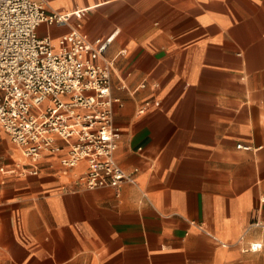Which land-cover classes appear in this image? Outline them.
Listing matches in <instances>:
<instances>
[{
    "label": "crops",
    "instance_id": "obj_1",
    "mask_svg": "<svg viewBox=\"0 0 264 264\" xmlns=\"http://www.w3.org/2000/svg\"><path fill=\"white\" fill-rule=\"evenodd\" d=\"M42 1L83 10L38 26L55 47L74 27L112 36L115 158L133 180L81 187L85 163L47 152L36 174L0 172V264H264V0ZM24 161L1 131L0 165Z\"/></svg>",
    "mask_w": 264,
    "mask_h": 264
},
{
    "label": "built area",
    "instance_id": "obj_2",
    "mask_svg": "<svg viewBox=\"0 0 264 264\" xmlns=\"http://www.w3.org/2000/svg\"><path fill=\"white\" fill-rule=\"evenodd\" d=\"M82 11L59 12L42 0H0V132L25 159L21 167L0 165V172L36 174L43 152L59 154L62 166L85 163L76 178L81 187L110 186L118 194L121 182L133 175L115 158L120 130L113 103L120 99L111 93L114 60L102 57L112 36L88 40L74 27L55 47L48 35L38 33L41 23H65ZM236 146L251 148L243 142ZM255 223L264 233V225ZM261 246L255 240L245 249Z\"/></svg>",
    "mask_w": 264,
    "mask_h": 264
},
{
    "label": "rangeland",
    "instance_id": "obj_3",
    "mask_svg": "<svg viewBox=\"0 0 264 264\" xmlns=\"http://www.w3.org/2000/svg\"><path fill=\"white\" fill-rule=\"evenodd\" d=\"M38 33H40V32H38Z\"/></svg>",
    "mask_w": 264,
    "mask_h": 264
}]
</instances>
